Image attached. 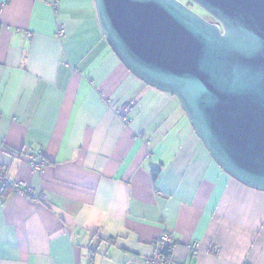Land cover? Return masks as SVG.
Wrapping results in <instances>:
<instances>
[{
    "label": "crops",
    "instance_id": "1",
    "mask_svg": "<svg viewBox=\"0 0 264 264\" xmlns=\"http://www.w3.org/2000/svg\"><path fill=\"white\" fill-rule=\"evenodd\" d=\"M51 2L0 0V165L33 189L0 185V264H143L165 230L180 264H264V192L223 172L176 97L123 66L94 0ZM40 149L37 173L26 155Z\"/></svg>",
    "mask_w": 264,
    "mask_h": 264
},
{
    "label": "water",
    "instance_id": "2",
    "mask_svg": "<svg viewBox=\"0 0 264 264\" xmlns=\"http://www.w3.org/2000/svg\"><path fill=\"white\" fill-rule=\"evenodd\" d=\"M94 0L109 48L176 97L217 166L264 192V0Z\"/></svg>",
    "mask_w": 264,
    "mask_h": 264
},
{
    "label": "built area",
    "instance_id": "3",
    "mask_svg": "<svg viewBox=\"0 0 264 264\" xmlns=\"http://www.w3.org/2000/svg\"><path fill=\"white\" fill-rule=\"evenodd\" d=\"M60 0H52L51 8L54 12H57ZM65 33L63 25L57 26L56 36L61 38ZM133 110V104L125 107L122 110H116L115 115L123 124L129 123V116ZM27 165L34 172H42L46 167L47 161L42 149L37 152H30L26 155ZM0 185L8 187L12 194L29 197L32 195V187L24 181L11 178L7 173L6 169L0 165ZM37 200L40 202L46 201V195L41 193L37 196ZM176 243L173 240L171 233L165 230L153 243L152 251L150 256L143 260V264H180L179 261L174 257L173 251ZM200 244L197 241H193L189 244L188 249L190 250L193 257L198 255ZM216 252V251H215Z\"/></svg>",
    "mask_w": 264,
    "mask_h": 264
},
{
    "label": "rangeland",
    "instance_id": "4",
    "mask_svg": "<svg viewBox=\"0 0 264 264\" xmlns=\"http://www.w3.org/2000/svg\"><path fill=\"white\" fill-rule=\"evenodd\" d=\"M179 1H181L183 4H185L191 10H193L195 13L199 14L200 16H203L205 19H207L209 21L213 20L210 16L207 15V13L203 9L198 7L196 4H193L189 0H179ZM208 17H210V18H208Z\"/></svg>",
    "mask_w": 264,
    "mask_h": 264
},
{
    "label": "clouds",
    "instance_id": "5",
    "mask_svg": "<svg viewBox=\"0 0 264 264\" xmlns=\"http://www.w3.org/2000/svg\"><path fill=\"white\" fill-rule=\"evenodd\" d=\"M104 216L106 220H108L107 227L111 230L114 227V225H116L117 221L115 219H109L108 213L106 211L104 212Z\"/></svg>",
    "mask_w": 264,
    "mask_h": 264
},
{
    "label": "trees",
    "instance_id": "6",
    "mask_svg": "<svg viewBox=\"0 0 264 264\" xmlns=\"http://www.w3.org/2000/svg\"><path fill=\"white\" fill-rule=\"evenodd\" d=\"M158 172H159V168L152 169L153 178H155L158 175ZM2 188H5V186H3ZM6 188H8V187H6Z\"/></svg>",
    "mask_w": 264,
    "mask_h": 264
},
{
    "label": "flooded vegetation",
    "instance_id": "7",
    "mask_svg": "<svg viewBox=\"0 0 264 264\" xmlns=\"http://www.w3.org/2000/svg\"><path fill=\"white\" fill-rule=\"evenodd\" d=\"M208 18H210V17H208Z\"/></svg>",
    "mask_w": 264,
    "mask_h": 264
}]
</instances>
